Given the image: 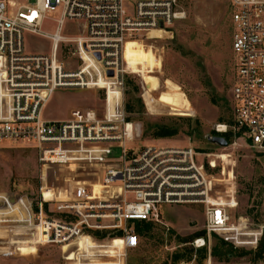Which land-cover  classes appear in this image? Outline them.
Wrapping results in <instances>:
<instances>
[{"label":"built area","instance_id":"2783aa9c","mask_svg":"<svg viewBox=\"0 0 264 264\" xmlns=\"http://www.w3.org/2000/svg\"><path fill=\"white\" fill-rule=\"evenodd\" d=\"M182 1L34 0L31 4H16L0 0V141L31 143L39 150V161L44 166L50 161L104 165L100 182L68 184L63 192L51 188L49 199L44 198L43 187L36 198L0 190V253L11 251V247L20 251L22 245L53 244L69 252L67 260L76 259L77 263L80 258L102 254L113 260L85 264H126L127 251L139 243L132 221H158L161 204L202 205L207 233H227L239 225L230 222L227 212L236 206L234 191L213 195L217 183H233V170L225 174L222 167L221 177L214 176L211 170L216 163L210 152L191 146L130 145L138 135L133 123L125 119L122 104L125 75L129 72L123 54L125 42L140 40L153 29L164 31L183 15L179 8ZM227 1L232 6L234 62L231 122L216 124L214 132L227 135L229 146L238 145L241 139L248 146L261 148L264 0ZM47 14H58L51 18L55 23L53 32L42 29ZM69 24L79 33L65 35L63 31ZM28 34L48 39L49 50L27 52ZM64 42L75 45L72 54L78 64L72 69H67L58 57ZM109 70L112 76H108ZM100 78L105 81L102 88L106 94L109 89L117 93L111 111L105 106L104 118L91 109L73 111L65 120L43 118V109L57 88L100 87ZM61 194L65 197L60 198ZM101 232H105L107 244L96 241ZM261 234L262 229L254 239V249ZM81 236L96 245L109 246V252L99 247L92 255L79 254L76 242ZM205 244L204 237L192 241L195 248ZM73 253L75 256L69 258ZM204 264H212L210 254ZM224 264H264V258Z\"/></svg>","mask_w":264,"mask_h":264},{"label":"rangeland","instance_id":"374dc122","mask_svg":"<svg viewBox=\"0 0 264 264\" xmlns=\"http://www.w3.org/2000/svg\"><path fill=\"white\" fill-rule=\"evenodd\" d=\"M13 1L16 4L34 2ZM179 5L183 15L174 19L164 31L151 30L149 35L139 37L140 40L133 39L125 44L124 58L129 72L124 82L122 104L124 106L132 97L140 99L142 103L139 110L137 105L130 113L124 110L125 119L133 123L134 132L138 135L130 145L191 146L201 152H210L216 163V168L211 170L214 176L221 177L222 167L225 174L233 170V183H217L214 187L217 193L213 192V195L231 194L234 191L236 206L227 212L230 222H239V225L227 233H207L203 227L202 205L161 204L158 221H153L149 235L142 236L135 231L139 243L136 248L127 251L126 264H204L209 254L212 264L258 260L261 257H256L254 252L258 250L264 232V147L248 146L241 139L237 140L238 145L218 147L204 138L205 134L214 131L216 124L228 123L231 118V88L234 82L232 6L227 0H185ZM57 15L47 14L42 23L44 31L53 32L55 23L51 18ZM79 25L82 26V23ZM63 32L74 35L79 30L72 29L69 24ZM49 46V40L42 36L26 35L27 52H46ZM74 49L72 42L59 46L58 57L67 69L78 64L72 54ZM129 80L137 85L136 92L131 91ZM99 86L57 88L43 109V118L65 120L73 111L88 109L94 110L97 117L104 118L105 106L111 111L117 93L109 89L106 94L103 84ZM159 125L175 126L178 132L171 136L155 137L153 128ZM202 157L206 159L204 155ZM103 171V164L89 165L78 161H50L44 166L39 161V150L31 143L22 140L0 141V190L13 194L36 198L40 187L63 192L68 184L100 182ZM47 194L43 192L46 199ZM59 197L65 196L61 194ZM235 202L231 203L234 205ZM131 227L135 230L133 223ZM261 229L262 234L254 249V239ZM202 230V237L206 241L202 247L206 249L204 259H200V253L191 245L196 237L193 234ZM104 234L96 235L99 238L96 241L100 244L108 243ZM178 236L185 242L179 241ZM220 239L237 248L229 259L214 257L211 253ZM76 246L78 253L83 255H92L99 247L109 248L107 245H96L87 236H81ZM190 247L193 248L190 260L173 263L172 255L175 252ZM10 250L0 253V264H85L88 261L113 260L112 257L95 254L88 256L89 259L79 257L77 263L76 259L67 260L69 252L53 244L37 247L22 245L20 251H14L12 247ZM241 250L250 253L240 254ZM74 256L73 253L69 258Z\"/></svg>","mask_w":264,"mask_h":264},{"label":"trees","instance_id":"16d2710c","mask_svg":"<svg viewBox=\"0 0 264 264\" xmlns=\"http://www.w3.org/2000/svg\"><path fill=\"white\" fill-rule=\"evenodd\" d=\"M132 41H134V40H132ZM125 77H126V75H125ZM126 80H127V77L125 78V83H126ZM128 82L131 84V91L136 92L138 90L137 85L134 82H130V80ZM131 99L128 100L126 102V104L124 105L125 111H127L129 113L132 112L134 110V105H137L138 110L140 108H142V103H141L140 99L134 98V97H132ZM230 117H231V115H230ZM229 122H231V118H230ZM156 127L157 128H153V135H155V137L171 136V135L178 132V128L175 126H172V125H159ZM211 134H215V132L212 131ZM225 137H226L227 141H229V137L227 135ZM132 223L134 224L135 231L138 232V234H140L142 236L149 235V232L153 226V221L151 222V221H145V220H134V221H132ZM203 235H204L203 230L195 232L193 234V236H196L195 238L202 237ZM178 240L185 242V240L183 238H181L180 236H178ZM202 247L195 249L196 251H198L200 253V259H204L205 255H206V249L202 248ZM235 250H237V248H234L232 244H230L229 242H227L225 240L220 239L219 243H217L212 248L211 253L214 257L229 259L231 257L232 252ZM238 251H240V250H238ZM241 251L242 252H240V254L250 253V251H248V252L247 251L243 252V250H241ZM263 251H264V232H263V236L260 240L258 250L254 253H256L255 254L256 257L262 258L263 257ZM192 253H193L192 247L185 248L184 251H182V252H175L172 255V261L174 263V262H177V261H180L183 259L190 260L192 257Z\"/></svg>","mask_w":264,"mask_h":264},{"label":"water","instance_id":"95a60500","mask_svg":"<svg viewBox=\"0 0 264 264\" xmlns=\"http://www.w3.org/2000/svg\"><path fill=\"white\" fill-rule=\"evenodd\" d=\"M96 56L99 57L98 54H96ZM107 74H108V76H112V72L110 70L108 71ZM204 138L209 143H211L215 146H218V147H226L228 145L227 139L222 135L207 133L204 135Z\"/></svg>","mask_w":264,"mask_h":264},{"label":"bare ground","instance_id":"6f19581e","mask_svg":"<svg viewBox=\"0 0 264 264\" xmlns=\"http://www.w3.org/2000/svg\"><path fill=\"white\" fill-rule=\"evenodd\" d=\"M153 30H157V31H162V30H159V29H153ZM151 31V30H150ZM131 40H133V39H129V40H127L126 42H125V44L127 43V42H129V41H131ZM125 47V46H124ZM124 50H125V48H124ZM123 54H124V52H123ZM105 83V81L103 80V79H99V81H98V84L100 85V84H104ZM47 195L49 196V197H51L52 196V192L51 191H47ZM235 228H237V227H235V225L231 228V229H235ZM231 229H229V230H231Z\"/></svg>","mask_w":264,"mask_h":264},{"label":"crops","instance_id":"0c3cea01","mask_svg":"<svg viewBox=\"0 0 264 264\" xmlns=\"http://www.w3.org/2000/svg\"><path fill=\"white\" fill-rule=\"evenodd\" d=\"M47 191H50V190H46V189L43 190V192H47ZM47 197H48V199L51 198L48 195H47Z\"/></svg>","mask_w":264,"mask_h":264}]
</instances>
